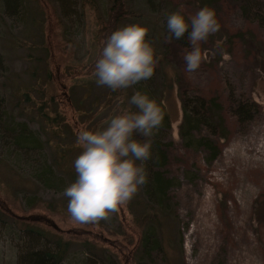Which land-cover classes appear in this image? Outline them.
<instances>
[{"label":"rangeland","instance_id":"374dc122","mask_svg":"<svg viewBox=\"0 0 264 264\" xmlns=\"http://www.w3.org/2000/svg\"><path fill=\"white\" fill-rule=\"evenodd\" d=\"M23 5L21 14L12 15L0 4V103L45 144L42 152L19 158V145L3 146L0 140V264H22L39 248L56 250L60 239L70 246L63 264H264V27L245 19L233 3L221 2L215 10L220 31L201 44L209 60L189 72L183 56L191 46L168 42L163 24L173 11L191 15L205 7L197 0H130L116 11L111 0ZM117 12L124 15L123 27L149 26L146 39L162 69L154 83L170 118L163 130L169 143V214L159 231L163 248L152 256L140 245L142 188L111 219L92 224L72 220L63 195L77 178L79 131L98 129L120 110L134 109L129 101L139 91L136 85L112 91L92 77L106 37L122 27L112 18ZM182 94L216 99L225 129L212 135L203 126L193 139H184ZM245 101L256 112L240 122L235 109ZM54 129L61 135L54 137ZM206 142L218 146L217 158ZM56 156L63 162L60 179L44 184L38 177L42 164Z\"/></svg>","mask_w":264,"mask_h":264},{"label":"clouds","instance_id":"9594fccd","mask_svg":"<svg viewBox=\"0 0 264 264\" xmlns=\"http://www.w3.org/2000/svg\"><path fill=\"white\" fill-rule=\"evenodd\" d=\"M220 28L215 9L207 6L191 15L176 10L167 16L168 42L187 33L191 49L183 59L189 72L209 60L201 44ZM149 30L147 25L131 23L106 37L92 70L98 86L117 91L154 76L159 61L152 42L146 39ZM129 104L135 110L122 109L104 121V126L78 133L82 151L74 161L77 178L63 192L68 198L67 211L77 223L111 219L148 183L146 162L153 155L151 138L163 127L165 111L140 91L131 96ZM137 134L143 139L135 138Z\"/></svg>","mask_w":264,"mask_h":264},{"label":"trees","instance_id":"16d2710c","mask_svg":"<svg viewBox=\"0 0 264 264\" xmlns=\"http://www.w3.org/2000/svg\"><path fill=\"white\" fill-rule=\"evenodd\" d=\"M130 0H111L112 9L117 10V6L120 9L125 8L127 2ZM202 5L217 9L220 7L221 2L233 3L237 9L241 12L242 16L245 19H252L260 26L264 27V2L260 0H197ZM125 2V3H123ZM1 7L7 10L8 13L12 15L21 14L24 11L23 0H0ZM113 19H116L117 22L122 26L125 20L124 15L119 12L114 16ZM129 19V18H126ZM123 27V26H122ZM163 30L165 38L168 41L169 33L167 30V18L163 24ZM241 35V34H240ZM175 41L182 46H188L189 41L187 40V33L184 38ZM1 59V58H0ZM162 69L156 66L154 76L146 81H141L136 84L137 90L142 93H146L150 98H154L164 109L165 117L163 121V127L161 130L156 132V134L151 138L152 143V159L146 162L147 171H148V183L142 187L143 195L145 201L146 212L144 211L139 215L138 221L140 222V227L142 228V237L140 241L141 250L147 255H151L155 251H160L163 248V240L160 234V228L163 224V219H166V216L169 214L168 202L170 200V188L171 180L169 176L165 173L164 168L167 165L168 161V151L167 147L168 142H164L165 138L163 136L164 128L167 130L170 127V118L166 112L165 106L162 101V94L160 99V94L158 91V86L154 83L156 77L161 73ZM37 75V67L32 72V76ZM127 95V93H125ZM28 99L32 100L31 93H27ZM182 107H183V120L181 124V136L184 139H193V132L199 131L203 126H209L212 130V135L217 134L215 131L218 128L225 129V120L222 117L221 104L216 99L206 100L205 98L198 97L196 99H190L182 94ZM3 101V98L0 97V102ZM249 101L239 102L235 109V114L238 117L240 122L249 121L255 116L254 110L251 109L252 105L249 104ZM41 111V109H39ZM135 110V108L133 109ZM42 116L45 120L50 122L51 117L46 116L42 113ZM54 137L60 136L61 134L56 131V129L50 132ZM137 139H143L136 135ZM0 140L4 143L3 146L11 147L16 145L18 147V156L22 158L23 155H26L30 152H42V145L45 144V141L41 139L40 136L29 127L26 122H16L11 119L4 108L0 103ZM4 140V141H3ZM48 141V140H47ZM211 143V139H207ZM208 146L209 143L206 142ZM214 144V143H213ZM210 146L213 150L212 157L215 159L219 155L218 146ZM23 150V151H22ZM34 150V151H33ZM63 157V156H61ZM62 158L58 156L54 157L50 162H43V172L42 175L38 174L41 181H44V184L53 183L54 176L59 178L61 172V162ZM74 170V169H72ZM65 172V169L62 171ZM47 174V175H46ZM46 175V176H44ZM44 176V178H42ZM51 185V184H50ZM140 201V199H138ZM137 201V200H136ZM143 201V200H142ZM149 207V208H148ZM148 213V214H146ZM0 213V217H1ZM147 222H149L147 224ZM69 242L63 241L62 239L57 241L56 250L48 248H39L29 252L22 262V264H63L68 251H69Z\"/></svg>","mask_w":264,"mask_h":264}]
</instances>
